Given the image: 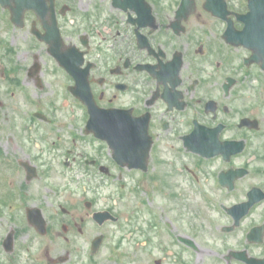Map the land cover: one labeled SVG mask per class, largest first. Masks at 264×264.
<instances>
[{"label": "flooded vegetation", "instance_id": "flooded-vegetation-1", "mask_svg": "<svg viewBox=\"0 0 264 264\" xmlns=\"http://www.w3.org/2000/svg\"><path fill=\"white\" fill-rule=\"evenodd\" d=\"M63 1L70 3L68 10L72 4L78 10L63 23L68 40L80 43L83 32L88 55L94 54V63L88 61L94 65L90 87L100 107L138 118L174 112L190 117L184 133L174 132L175 143L188 153L186 166L178 163L168 177L167 189L178 183V204L170 211L162 203L159 215L147 209L145 225L159 236H166L163 225L176 232L178 264H261L264 241L250 243L248 237L264 224V199L259 201L264 195V69L252 52L264 42V0ZM47 67L42 73L46 89L34 98L54 96L57 78L69 87L53 60ZM24 85L35 86L27 72ZM48 107L43 125H61L57 135L48 127L49 138L64 147L52 150L53 156L66 158L72 153L69 130L83 131L87 108H69L65 114L58 103ZM20 110L16 103L8 116L18 118ZM3 123L0 169L9 168L10 176L0 174V264H141L134 260L137 245L126 258L80 250L78 244L90 238L82 228L90 216L85 201L50 202L52 189L35 187L22 167L38 163L45 133L28 140L21 123ZM19 169L25 176L17 181ZM245 203L253 207L238 220L235 207ZM30 209L40 211L45 235Z\"/></svg>", "mask_w": 264, "mask_h": 264}, {"label": "rangeland", "instance_id": "rangeland-1", "mask_svg": "<svg viewBox=\"0 0 264 264\" xmlns=\"http://www.w3.org/2000/svg\"><path fill=\"white\" fill-rule=\"evenodd\" d=\"M26 88H27V93H21V92H19V96H20V100H21V106H23V109H26V106L25 105H27V109H28V111L31 109V105L29 104V102L27 101V97L29 98V97H31V95H32V88L31 87H29V86H26ZM39 93V92H38ZM60 113H69V107L67 106H65V107H61V109H60ZM64 115V114H63ZM19 119V121L21 122L23 119L22 118H18ZM66 182V181H65ZM57 183L58 184H60L61 183V181H57ZM151 250V252L150 253H153V254H157V255H159V256H162V253L163 252H161V250L159 249V248H156V249H150L149 248V250L148 251H144V250H140L139 251V255L136 257V260H140V263L142 264V263H144V264H149V261H150V258L148 257V252ZM154 251V252H153Z\"/></svg>", "mask_w": 264, "mask_h": 264}]
</instances>
